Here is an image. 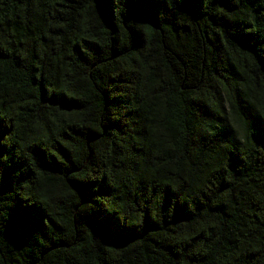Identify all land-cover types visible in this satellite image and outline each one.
Masks as SVG:
<instances>
[{"label": "trees", "instance_id": "16d2710c", "mask_svg": "<svg viewBox=\"0 0 264 264\" xmlns=\"http://www.w3.org/2000/svg\"><path fill=\"white\" fill-rule=\"evenodd\" d=\"M0 264H264V0H0Z\"/></svg>", "mask_w": 264, "mask_h": 264}]
</instances>
